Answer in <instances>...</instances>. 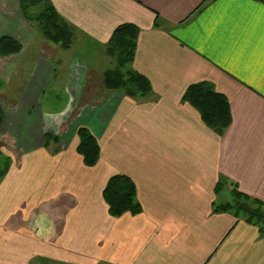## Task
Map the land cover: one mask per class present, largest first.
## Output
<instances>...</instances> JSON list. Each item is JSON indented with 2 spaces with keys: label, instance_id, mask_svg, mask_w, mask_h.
I'll use <instances>...</instances> for the list:
<instances>
[{
  "label": "crops",
  "instance_id": "obj_1",
  "mask_svg": "<svg viewBox=\"0 0 264 264\" xmlns=\"http://www.w3.org/2000/svg\"><path fill=\"white\" fill-rule=\"evenodd\" d=\"M49 2L74 29L73 47L94 45L102 62L113 31L137 27L130 68L149 91L101 85L85 100L88 74L103 70L59 48L61 58L32 59L16 96L0 103V153L10 159L0 264H264V223L222 209L233 191L264 205V0ZM0 23H25L20 0H0ZM54 81L64 101L44 110ZM199 83L229 103L220 133L183 100ZM80 126L99 145L93 167L76 152ZM115 174L133 181L140 213L109 214L102 191Z\"/></svg>",
  "mask_w": 264,
  "mask_h": 264
},
{
  "label": "trees",
  "instance_id": "obj_2",
  "mask_svg": "<svg viewBox=\"0 0 264 264\" xmlns=\"http://www.w3.org/2000/svg\"><path fill=\"white\" fill-rule=\"evenodd\" d=\"M20 8L23 18L41 34L46 43L53 44L62 51H71L74 48V29L59 17L49 0H20ZM33 8H38L40 13L31 15ZM138 33L139 30L134 25L123 24L111 34L105 45V54L115 58L116 67L107 69L102 75V86L105 90L120 91L128 97L144 95L149 91L146 79L130 68ZM21 50L22 45L16 39L6 35L0 37V58L16 55ZM1 88L0 81V90ZM183 100L198 112L201 121L208 128L220 133L230 125L231 114L228 101L209 84L199 83L190 86L184 93ZM1 120L0 109V123ZM76 135L78 139L76 152L81 156L83 164L87 167L95 166L100 158L99 145L95 137L84 126L77 129ZM49 138V136L44 138V145ZM221 185L222 182L217 183V190ZM102 198L112 217H120L126 213L136 215L141 212L140 204L136 199L135 185L123 174H115L107 180L102 191ZM233 198L246 222L263 223L264 205L262 203L237 191H233ZM229 204H223L222 209L231 210Z\"/></svg>",
  "mask_w": 264,
  "mask_h": 264
},
{
  "label": "rangeland",
  "instance_id": "obj_3",
  "mask_svg": "<svg viewBox=\"0 0 264 264\" xmlns=\"http://www.w3.org/2000/svg\"><path fill=\"white\" fill-rule=\"evenodd\" d=\"M40 10L38 8L31 9V15H37ZM22 14V13H21ZM23 16V15H22ZM25 23H0V37L6 34V31L9 27L14 29L13 38L17 39L22 45V50L16 55H12L8 58H0V81L2 88L0 90V103L6 104V99L11 100L16 96V92L21 89L23 80L29 71L30 64L33 62V58L40 53L48 58H56L62 55L59 54L58 47L53 44L46 43L41 34L24 19ZM76 40L77 38L74 37ZM94 45H91L87 42H84L81 47L72 48L71 51L65 53L68 56L75 57L76 59L82 61L85 60V63L91 64L96 73L106 71L107 69H112L116 67L115 58H111L107 55L106 61L102 62L100 54H94L92 49ZM99 51L98 53H100ZM61 53V52H60ZM60 70H57V76L59 75ZM92 73V72H91ZM58 78V77H57ZM102 77L99 75H90L88 74L86 79L85 91H83L82 98L89 100L92 97V94L96 92L97 87L102 85ZM56 81V80H55ZM53 82L40 97L41 103L44 110L55 108L57 105H60L64 101V96L61 93L56 91L55 84ZM103 87V86H102ZM105 91V89H104ZM96 99V98H95ZM3 101V103H2ZM6 141L0 140V151L7 149ZM7 152V151H6ZM10 166V159L0 153V175H5ZM1 180V177H0ZM220 191V190H219ZM222 192V190L220 191ZM226 203H230L229 207L233 212L241 215L242 213L237 209V203L233 196L225 193L224 195ZM220 201V200H219ZM243 201V200H242ZM252 207V206H251ZM264 213V208L262 209ZM264 220V219H263ZM264 223V221H263Z\"/></svg>",
  "mask_w": 264,
  "mask_h": 264
}]
</instances>
